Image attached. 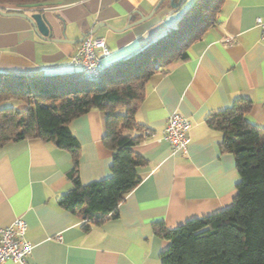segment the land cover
<instances>
[{"label": "crops", "instance_id": "0c3cea01", "mask_svg": "<svg viewBox=\"0 0 264 264\" xmlns=\"http://www.w3.org/2000/svg\"><path fill=\"white\" fill-rule=\"evenodd\" d=\"M157 1L64 0L43 5L52 31L48 38L39 37L27 19L0 13V72L81 73L70 63L78 43L63 39H79L97 23L105 24L88 36L105 39L110 51L106 65L127 59L174 28L185 12L159 8L124 30ZM257 17H264V0H224L216 24L189 45L187 59L173 61L150 77L134 116L148 136L132 148L146 164L138 170V185L118 205L116 218L86 228L80 214L58 205L72 187L67 150L40 139L0 146V228L16 217L25 220L26 238L33 244L29 264H161L159 254L168 241L155 235V223L173 229L232 204L238 181L234 155L221 151L223 135L205 119L244 98L251 101L248 120L264 129V38ZM174 112L192 125L185 153L173 152L162 139ZM69 128L80 146V181L109 176L112 154L102 143L101 113L92 109L71 120Z\"/></svg>", "mask_w": 264, "mask_h": 264}, {"label": "trees", "instance_id": "16d2710c", "mask_svg": "<svg viewBox=\"0 0 264 264\" xmlns=\"http://www.w3.org/2000/svg\"><path fill=\"white\" fill-rule=\"evenodd\" d=\"M223 1L192 0L174 28L131 57L106 66L95 81L82 73L28 76L0 72V104L11 103L0 107V146L40 139L67 150L71 155L67 177L72 187L60 196L58 205L80 214L86 228L116 218L118 205L138 185V170L146 164L132 148L148 136L134 116L149 79L163 73L171 62L187 59L189 45L216 24ZM250 108L249 99L238 98L206 117V124L223 135L221 151L234 155L236 194L229 207L188 219L176 228L155 223V235L168 241L159 254L161 264H264V129L248 120ZM92 109L102 115V143L111 151L112 163L109 176L83 184L78 175L80 146L69 123Z\"/></svg>", "mask_w": 264, "mask_h": 264}, {"label": "built area", "instance_id": "2783aa9c", "mask_svg": "<svg viewBox=\"0 0 264 264\" xmlns=\"http://www.w3.org/2000/svg\"><path fill=\"white\" fill-rule=\"evenodd\" d=\"M4 11H37L38 7L27 8H0ZM264 38V17L255 19ZM227 40H233L232 37ZM110 51L103 37H85L70 59L71 65L78 67L83 76L90 80H98L106 68V59ZM191 122L187 117L174 112L165 125L162 139L166 141L173 152L185 153L191 142ZM27 224L22 217H16L8 225L0 228V264L12 261L17 264H29L33 244L26 238ZM59 238V237H58Z\"/></svg>", "mask_w": 264, "mask_h": 264}, {"label": "water", "instance_id": "95a60500", "mask_svg": "<svg viewBox=\"0 0 264 264\" xmlns=\"http://www.w3.org/2000/svg\"><path fill=\"white\" fill-rule=\"evenodd\" d=\"M164 1H169L170 7L175 9L182 0H158L157 3L154 5V7L151 9V11L147 14V15H141L140 18L136 21H133L131 23H128L125 27V29H128L132 26H135L136 24H139L147 19H149L150 17L153 16V14L158 10V8L161 6V4ZM0 13L1 14H6V15H18L21 16L25 19H27L29 21V23L33 26L35 33L42 38H48L51 35V27L49 26V24L47 23V21L45 20L44 14L43 12H39V11H34L32 13H26V12H19V11H4L2 9H0ZM105 23H97L92 31L82 37H80L79 39L76 40H67V39H63L64 41H67L71 44H77L80 43L85 37H87L89 34L94 33L97 28L101 25H104ZM62 40V39H60Z\"/></svg>", "mask_w": 264, "mask_h": 264}, {"label": "rangeland", "instance_id": "374dc122", "mask_svg": "<svg viewBox=\"0 0 264 264\" xmlns=\"http://www.w3.org/2000/svg\"><path fill=\"white\" fill-rule=\"evenodd\" d=\"M60 2V1H64V0H44V1H41L40 3H0V8H27V9H31V8H34V7H40L42 8L43 5H48L52 2ZM192 2V0H185V3L183 4V6L181 8H179L178 11H187L186 9H188L190 3ZM167 9L169 11H171V7H170V4H169V1H166L161 7L160 9ZM78 71V70H77ZM77 74H81L80 72H76ZM10 101L8 102H2L0 104V107L2 106H10L11 103H9ZM13 102L14 104H17L16 102L14 101H11Z\"/></svg>", "mask_w": 264, "mask_h": 264}]
</instances>
